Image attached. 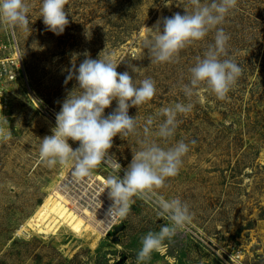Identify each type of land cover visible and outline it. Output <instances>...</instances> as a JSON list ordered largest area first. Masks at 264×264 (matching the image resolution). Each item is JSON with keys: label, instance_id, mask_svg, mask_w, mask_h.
<instances>
[{"label": "rangeland", "instance_id": "1", "mask_svg": "<svg viewBox=\"0 0 264 264\" xmlns=\"http://www.w3.org/2000/svg\"><path fill=\"white\" fill-rule=\"evenodd\" d=\"M26 2L27 31L17 28L12 33L0 25V59L18 51L26 76L0 80V127L11 135L7 141L0 139V264H136L141 237L169 223L151 200L134 197L128 216L114 217L101 236L80 237L67 228L54 235L17 233L68 168L41 163L40 139L52 135L62 102L78 88L74 78L65 80L85 52L93 59L107 56L120 63L117 71H128L137 83L155 81L153 99L129 109L141 134L149 116L161 122V108L193 104L190 113L178 117L171 140L152 137L162 147L180 140L189 145L179 174L168 178L157 193L186 202L193 220L154 251L147 264H264V0H237L218 26L230 36L229 57L243 70L227 98L219 100L201 87L190 101L181 85L189 82V68L214 42V32L181 50L173 63H151L144 45V25L153 27L159 19L162 30L164 17L193 10L189 0H170L167 7L166 0H69L65 11L70 23L61 35L46 29L40 17L42 0ZM116 106L113 101L105 115ZM152 127L155 130V124ZM68 142L73 149L79 146ZM139 148L136 136L117 135L109 152L126 169ZM93 173L105 178L114 174L103 163ZM87 181L70 170L65 184L95 212L94 207L107 212L112 203L108 190L98 191Z\"/></svg>", "mask_w": 264, "mask_h": 264}, {"label": "clouds", "instance_id": "2", "mask_svg": "<svg viewBox=\"0 0 264 264\" xmlns=\"http://www.w3.org/2000/svg\"><path fill=\"white\" fill-rule=\"evenodd\" d=\"M68 3L69 0H42L40 17L48 31L63 34L70 23L65 11ZM169 4L170 0H166L165 6ZM189 4L193 9L191 12L185 10L184 15L177 12L164 17L162 30L159 19L153 27L144 25L147 31L145 48L151 63H173L181 50L214 32V42L189 68V82L182 84L181 89L189 101L201 87H206L217 99L225 100L243 70L229 57L230 36L218 26L236 8L237 0H210L207 3L189 0ZM29 12L26 0H0V25L12 33L17 28L27 31ZM84 56L78 67L73 64L68 69L65 83L74 78L78 88L62 102L61 110L55 116L56 126L51 130L52 135L40 139L39 159L48 168L70 166L76 178L91 176L102 163L110 167L114 174L106 178L104 191L108 190L113 203L107 216L126 218L135 202L134 197L151 200L158 214L166 217L169 223L162 225L158 232L149 231L141 237L136 264H147L154 251L185 230L193 220V213L186 202L180 198L166 199L157 193L158 189L165 187L168 178L179 174L189 145L180 140L170 147H162L152 138L171 140L180 123L178 117L190 113L193 104L178 102L161 108L157 113L163 118L161 122L156 124L155 118L149 116L141 134L136 116H130L129 109L139 108L153 99L157 91L155 81L145 78L137 83L128 71L118 72L120 63L111 58L99 56L93 59L87 52ZM133 71L136 72L135 67ZM113 101L117 106L105 115V109ZM117 135L121 138L136 136L140 145L126 169H122L115 155L109 152ZM10 138V133H5L0 127V139L7 141ZM69 139L79 142V146L73 149Z\"/></svg>", "mask_w": 264, "mask_h": 264}, {"label": "bare ground", "instance_id": "3", "mask_svg": "<svg viewBox=\"0 0 264 264\" xmlns=\"http://www.w3.org/2000/svg\"><path fill=\"white\" fill-rule=\"evenodd\" d=\"M144 30L146 29L144 28ZM33 95L36 96V99H40L35 93ZM70 170L71 167L68 166L66 171L60 173L58 183H55L52 189L44 196L42 202L36 206L33 212L19 226L17 233L33 231L44 235H54L60 229L67 228L80 237L87 234L104 235L115 218L107 216V212H104L102 208L94 207L95 210L97 209L95 212L90 204L87 205V201L82 203L80 198L77 199L74 194L72 195L68 191L65 179ZM69 177L72 176L69 175ZM85 178L98 191L104 190L106 178L101 173H93ZM105 190L107 191V189ZM88 202L94 203L91 199ZM94 204L96 205V203ZM107 206L109 209L111 205ZM108 209L105 210L108 211Z\"/></svg>", "mask_w": 264, "mask_h": 264}, {"label": "built area", "instance_id": "4", "mask_svg": "<svg viewBox=\"0 0 264 264\" xmlns=\"http://www.w3.org/2000/svg\"><path fill=\"white\" fill-rule=\"evenodd\" d=\"M5 48L7 46L3 45ZM2 46H0L1 49ZM15 56H11L8 58H2L0 59V80L5 77L7 81H13L17 78H22L25 80V70L22 63V59L18 53V51L14 50ZM5 62H10L11 65L5 64ZM114 218V216H113Z\"/></svg>", "mask_w": 264, "mask_h": 264}]
</instances>
